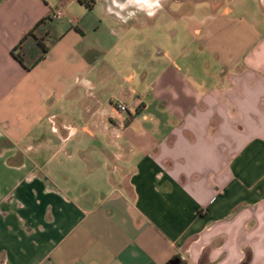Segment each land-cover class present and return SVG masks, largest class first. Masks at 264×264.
<instances>
[{"label":"crops","instance_id":"crops-1","mask_svg":"<svg viewBox=\"0 0 264 264\" xmlns=\"http://www.w3.org/2000/svg\"><path fill=\"white\" fill-rule=\"evenodd\" d=\"M196 5L0 0V264H264V0ZM163 12L185 38L143 37Z\"/></svg>","mask_w":264,"mask_h":264},{"label":"trees","instance_id":"trees-1","mask_svg":"<svg viewBox=\"0 0 264 264\" xmlns=\"http://www.w3.org/2000/svg\"><path fill=\"white\" fill-rule=\"evenodd\" d=\"M74 1L87 10H92L95 5V0ZM59 37L53 20L50 17L44 18L21 37L11 55L25 71H30L45 58ZM250 258V253L247 252L241 264H248Z\"/></svg>","mask_w":264,"mask_h":264},{"label":"rangeland","instance_id":"rangeland-1","mask_svg":"<svg viewBox=\"0 0 264 264\" xmlns=\"http://www.w3.org/2000/svg\"><path fill=\"white\" fill-rule=\"evenodd\" d=\"M181 1L182 3H185V7L183 8V11H187L189 8V4L196 5L197 2L205 1V0H177ZM220 1V0H219ZM222 0L223 7H219L218 10L224 9L226 6H232L229 7V13L232 15H245L246 17L250 18L253 16V12L255 9L258 8V0ZM197 6V5H196ZM196 6L192 7L195 9L194 12L199 13ZM199 6V5H198ZM180 20V17H176L172 15L171 13L163 12L156 17L154 16L151 20H145L140 18L137 20L138 24L143 26L142 29H144L143 37H146L150 40L158 41L162 38H167L170 35L173 34L172 30L177 31V35L181 38L186 37V33L184 32V26L180 22H177ZM175 22V23H174ZM174 35V34H173ZM166 40V39H165Z\"/></svg>","mask_w":264,"mask_h":264},{"label":"flooded vegetation","instance_id":"flooded-vegetation-1","mask_svg":"<svg viewBox=\"0 0 264 264\" xmlns=\"http://www.w3.org/2000/svg\"><path fill=\"white\" fill-rule=\"evenodd\" d=\"M139 1L146 2L147 5L150 6V9H152V8H157L161 5H166V4L172 3L173 1H177V0H139ZM214 1L221 3L222 0H220V1L214 0ZM200 2H204V1H200Z\"/></svg>","mask_w":264,"mask_h":264},{"label":"built area","instance_id":"built-area-1","mask_svg":"<svg viewBox=\"0 0 264 264\" xmlns=\"http://www.w3.org/2000/svg\"><path fill=\"white\" fill-rule=\"evenodd\" d=\"M62 17H63V12L60 9L53 11L52 14L50 15V18L53 21L58 20V19H60ZM117 108H118V111H120L121 113H124L127 110L126 106H124L122 104L118 105Z\"/></svg>","mask_w":264,"mask_h":264},{"label":"water","instance_id":"water-1","mask_svg":"<svg viewBox=\"0 0 264 264\" xmlns=\"http://www.w3.org/2000/svg\"><path fill=\"white\" fill-rule=\"evenodd\" d=\"M168 264H179L178 260H172Z\"/></svg>","mask_w":264,"mask_h":264}]
</instances>
